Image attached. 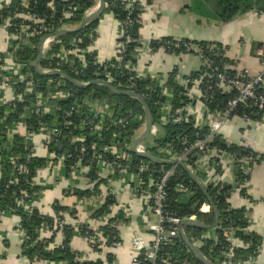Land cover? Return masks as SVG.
<instances>
[{"label":"built area","instance_id":"1","mask_svg":"<svg viewBox=\"0 0 264 264\" xmlns=\"http://www.w3.org/2000/svg\"><path fill=\"white\" fill-rule=\"evenodd\" d=\"M98 2L99 0L96 1L94 7L86 12L85 16L95 10ZM9 6L10 4L7 7ZM140 16H137L133 21H129V24L133 25L141 22ZM16 19L17 22L13 21ZM1 27L6 32L8 31L10 39L15 42H27L35 36L45 38L42 44L43 58L51 51L53 45H61L57 41L58 37L54 36L55 32L77 28L63 25L59 21L56 29V21H52L48 16L33 12L32 8L29 9V0H21L20 10L17 9L13 13V17L3 20ZM10 31H12V34ZM89 39L93 41L92 38L89 37ZM162 39L152 41L160 42ZM152 41L146 44H142L140 39L137 41L135 59H137V52L143 53L145 51L148 54H154L162 51L180 56L192 55L199 61V69L194 72L197 73L196 76H183L177 70V74L174 77V81L183 91L181 97L184 98V101L180 107L174 108L172 105L173 95L166 87V82L164 81L166 78L160 79L158 82L151 77L144 76V74H139L136 70V65H131L129 61H126L124 54L127 43L130 40L128 38L124 39V32L120 33V38L115 44L113 59L99 61L95 53L89 52L92 42L87 47H79L80 40H73L65 47L60 46V52L57 54L54 51L47 57L46 65L43 68L39 66V70L43 73H51L62 71V67H66L70 74L81 79V81L74 79L81 84L89 83L90 81L85 79L90 75L94 80H102L112 86L116 84L123 87L120 91L136 94L144 101L152 102L153 107L158 110L159 123L157 125L153 123L150 129L146 141L150 140L151 143H153L154 138L161 135L162 126L192 122L194 129L207 131L204 138L193 143H189L186 139H181L179 152L174 153L173 148L169 145L158 149L157 155H153L162 161H175L184 164L186 170L207 188L222 189L224 185H228L225 173L230 163L235 164L237 162L240 166L245 164L246 166L242 167V174L245 177L243 181L246 182L251 171L250 164L254 162V159L249 157L237 160L236 155L229 156L213 147L211 141L214 136H221L222 129L235 120L256 124L264 121L263 78L261 76L250 77L244 70L236 68L234 63L219 69L214 65L213 58H227L223 47L219 48L215 45L202 47L185 40L173 39L172 42H161V46L153 50L151 47ZM177 50H183V52L176 54L175 51ZM258 54L261 55V52L259 51ZM88 56L92 59L90 66H88L86 61ZM89 70L91 71L89 72ZM227 70H234L236 73L231 77L227 75ZM147 78L156 83V89L151 90L146 87L145 91H139V82L145 81ZM19 84L23 87L26 94L31 92L34 87H37L39 83L32 73L28 71L22 73V68L14 62L0 66V103L8 105L11 112L16 111L17 104L23 102V95L16 91V87ZM63 86L62 81L54 77L48 84L49 91L46 98L38 96L34 108L30 111L37 118L48 114L54 115L55 123L53 126L50 128L41 126L39 133L34 135L27 130L25 123L20 121L15 125L12 134H18L23 130V135L26 138L39 136L42 140L43 148H46L47 145L56 140V153L50 155L64 167L67 179L74 182L76 179L79 180L78 178L81 176L85 181L84 184L88 185L87 191H89V195L79 198L72 192L75 189H71L69 192L82 202L89 204L96 200L102 201V198H106L108 195L107 193L104 197L95 191L91 181L82 177L80 173L82 168H89L84 165L87 162L85 143L88 139L98 136L102 142L99 141L102 147L98 151L93 148L92 161L90 162L94 163L99 171L109 170L111 175L121 176L125 180L127 187L133 192L137 194L143 193L146 202L144 214L147 215L144 217L152 216L154 218L153 221L149 220L147 223V237L137 233L132 235V264H193L188 260L178 261L163 252L165 248L183 242L180 235V226L183 220H197L195 216L180 218L167 209L168 181L173 175L176 165L171 169H164L157 167L152 161L135 164L131 156L133 154L131 150L134 140L144 131L145 119L141 124V116H137L131 111L123 110L116 102L93 98L92 95H85L81 98L78 94L63 90ZM214 91L227 95H231L233 92L235 94L226 101L224 107L219 109L216 106V109L212 110V94ZM161 98H163V101H160ZM131 99L135 100L134 98ZM48 101L51 102L48 103ZM52 101H56V103ZM61 101L71 102V105L63 109L59 106ZM239 106L255 111L250 112L251 115L255 114V116L263 112L261 121H251L245 112H237ZM22 110L23 115L21 117L23 118L28 111V106L23 105ZM134 126H138V128L131 130V136L129 141H127L128 129L134 128ZM63 130L70 132L65 144L61 142ZM108 134L111 136L109 139L105 137ZM144 142H141L136 147L137 152L150 153L149 147H146ZM67 144L75 147L77 152L72 153L65 149ZM190 153L198 157L194 168L187 163ZM19 170V173L23 171L21 168ZM23 172L26 173V171ZM149 184L150 187H148ZM175 190L179 194L189 192L182 183L177 184ZM25 198H27V193L21 190L17 206H24L27 209L28 206L24 204ZM198 212H212L209 203L205 202L202 204ZM244 218L248 219L246 213ZM109 219L110 216L108 215L102 219L95 220L104 226ZM64 224L70 225L65 220ZM80 224L84 223L79 222L77 225L70 226L76 229ZM57 225L62 227V222L57 223ZM184 228H182V231L186 235ZM88 229L93 231L89 226ZM217 230L222 233L225 241V246H222L220 250L221 255L218 264H249L250 262L247 261L236 262L234 260L235 250L244 247V245L235 237L233 228H226L223 224H217L214 229L207 230V233L205 232L204 234L202 232L199 237L186 236L200 251L201 248L206 246L207 241L212 246L221 245L216 236ZM212 231L214 235H211L210 232ZM19 232L23 241L25 235L21 231ZM93 232L92 236L86 234L84 238L87 240L92 252H94L92 248L96 244H100V250L102 251V248L106 247L105 244L108 239L104 238L98 231ZM120 245L117 244L113 247H119ZM85 258L87 257L85 256ZM39 263L44 262L34 259L31 264ZM113 264H116V262ZM210 264L212 263L210 262Z\"/></svg>","mask_w":264,"mask_h":264},{"label":"trees","instance_id":"2","mask_svg":"<svg viewBox=\"0 0 264 264\" xmlns=\"http://www.w3.org/2000/svg\"><path fill=\"white\" fill-rule=\"evenodd\" d=\"M97 0H76L74 2L65 4L58 0H29V9L32 8L33 12L38 13L42 16H48L52 21L57 23L60 21L63 25H69L72 27H78L84 18L86 12L95 6ZM21 0H11V4L7 8L0 10V27L3 20L13 17V13L18 9L20 10ZM105 10L112 14L114 19L120 25V32H124V39L128 38L130 40L127 43L125 51V59L129 61L131 65H136L135 59V49L138 46L137 41L140 39L139 29L141 27V22L129 24V21L135 20L137 16L143 13V7L138 2L123 1V0H105ZM188 11L190 14L198 17L199 19L205 21H217L220 23H228L234 20L236 17L244 15L248 12H255L257 14L264 13V0H189ZM130 13V16H129ZM65 14V15H64ZM100 20V19H99ZM99 20L90 22L85 28H83L78 33L72 35H66L57 38V41L61 45H53L51 51L42 58L40 65L42 68L46 65V58L49 57L54 51L56 54L60 52V46H67L71 41L80 40L79 47H87L92 41L89 39L96 36L95 31L98 26ZM17 22L16 20H13ZM8 32V31H7ZM12 34V31H10ZM8 38L10 37L7 33ZM40 36H35L27 42H9L8 52L15 64H18L22 68V73L27 71L32 73L35 79L38 81V86L34 87L31 92L24 93L23 87L19 84L16 87V91L23 95V102L17 104V110L14 112L10 111V108L6 104L0 103V217L1 216H16L19 219L17 230L21 231L25 235L21 244V255L26 257L29 264L36 261H41L45 263L52 264H113L115 259L111 255H107L105 261L95 260L91 261L85 258L84 254L74 251L70 247V242L76 235L84 238L86 234L92 236L93 231L88 229L87 224H80L76 229L70 225L64 224V218L62 214L69 212L72 219H76V214L72 210L59 206L58 203H54L52 209L54 211V217L43 215L39 210L31 206L32 201L38 197L39 192L42 188L34 185V177L38 170L42 169L47 165V159L39 158L34 155V148L29 138L15 134L13 129L15 125L23 121L27 130L34 135L38 134L41 126L50 128L54 125V115L48 114L41 116L40 118L35 117L30 111L34 108L36 98L42 96L46 98L49 88L48 84L53 80L54 77H43L39 76L34 69V62L37 58V45L40 41ZM123 40V39H122ZM169 41L172 42L173 39L163 38L160 42L152 41L151 47L153 50L158 49L161 46V42ZM186 42H191L187 41ZM198 44L202 47H207L212 45L222 46L213 43L199 42ZM183 52V50L175 51L176 54ZM5 55L0 54V66L4 65ZM88 66L91 65V57H87ZM115 63V62H114ZM213 63L219 69H222L225 65H231L228 58H213ZM72 79L81 81L80 78L73 76L69 73L66 67L61 69ZM91 70H89L90 72ZM228 76L233 77L236 73L234 70H227ZM177 74V70H174L167 78L166 87L173 95L172 105L174 108L180 107L184 101L181 97L183 91L174 81V77ZM197 73H192L191 76H196ZM56 79H60L63 83V90L71 92L73 94H78L81 98L85 95H92L93 98L106 99L109 102H116L119 104L123 110L131 111L133 114L142 117L141 124L144 122V112L137 100L131 98L114 96L108 90L102 86H91L85 90H79L71 86L65 81V79L60 76H55ZM86 81H93L94 79L89 75ZM124 80V79H123ZM156 83L151 81L149 78L147 80L139 82V91H145L146 87L151 90L156 89ZM116 88L122 90L123 87L117 86ZM139 93V92H138ZM235 92L231 95L222 94L218 91H214L212 96V110L216 109V106L221 109L225 106V103L230 97L234 96ZM159 100V99H158ZM150 112L152 114L153 123H159L158 110L153 107V103L147 100ZM163 101V98L160 99ZM51 101H48V103ZM56 103V101H52ZM71 102L61 101L59 106L66 109L70 106ZM23 105L28 106V111L23 115L22 107ZM237 112H245L251 121H261L262 113L258 116L255 114L251 115L250 112H255L250 108H245L239 106ZM137 129L138 126L131 127L128 129L129 141L131 136V130ZM161 135L154 138L152 147L149 148L150 153L157 155V150L168 147L169 145L173 148L174 153L179 152L181 149L180 140L186 139L189 143H193L196 140L204 138L207 131H198L193 128L192 122L181 123L180 125L166 124L161 127ZM70 132L67 130L62 131L61 142L66 143V139ZM107 139L111 136L110 134L105 135ZM98 136L95 138L88 139L85 143L86 146V159L87 162L84 163L85 166L91 168V173L88 176L94 180L96 167L92 161V154L95 151L100 150L102 147L99 142ZM211 145L216 147L219 151L225 152L229 156L236 155L237 160L241 158L256 159V155L244 147L228 145L222 136H214L211 141ZM94 148V149H93ZM65 149L70 152L76 153L75 147L70 145H65ZM47 153L50 155L56 153V140L46 147ZM131 154V153H130ZM77 155V154H76ZM134 163L150 162V160L140 158L135 154H131ZM197 156L190 153L188 156L187 163L193 168L197 160ZM53 161H56L55 159ZM235 161V160H234ZM87 164V165H86ZM155 165L159 168L171 169L174 165ZM235 165H239L235 162ZM25 172L19 173V169ZM244 175L242 172L237 175V185L243 183ZM182 183L189 190L186 194H179L175 189L177 184ZM97 186V185H96ZM98 187L94 188L96 191ZM235 187L230 185H224L222 189L209 187L207 194L211 198L213 205L219 214L218 225L223 224L226 228H233L235 230V237L244 245V247L237 248L234 252V260L236 262H244L249 259H254L257 256L260 242L258 237L248 230V221L244 218V210L242 209H232L228 204V199ZM25 191L27 193V198L24 199V204L28 206L27 209L24 206H17V200L20 198V191ZM74 195L79 198L88 196L89 191H72ZM69 193L70 192H66ZM68 195V194H67ZM208 202L203 192L194 184L189 175L185 172L183 168L176 165L174 168L173 175L168 181L167 190V209L170 212L175 213L180 218H188L195 216L196 219L206 225H211L214 222V215L212 212L199 213L198 209L202 204ZM116 205L114 198L107 195L104 203L94 211L90 218L92 219H102L105 216L111 215V208ZM124 213L120 210L114 216H112L106 225L99 228L98 232L104 238H107L106 247H113L114 245L121 244V239L117 230V224L120 222H126L124 218ZM62 222V227H59L57 223ZM187 236L199 237L203 230L196 229L191 226H186L184 228ZM58 232L62 233L63 240L61 245L56 246L54 244L55 236ZM50 234L49 237H46ZM216 236L218 237L220 246H212L210 242H206V246L201 248V254L207 258L212 264H218L220 259V250L222 246H225L224 237L220 231H216ZM4 247L7 246V242L4 239ZM248 245V246H247ZM212 246V248H211ZM92 250L96 253H100V244L93 246ZM164 254L177 259L178 261L188 260L193 264H201L198 259L188 250L183 242L176 243L174 246H170L164 249Z\"/></svg>","mask_w":264,"mask_h":264},{"label":"crops","instance_id":"3","mask_svg":"<svg viewBox=\"0 0 264 264\" xmlns=\"http://www.w3.org/2000/svg\"><path fill=\"white\" fill-rule=\"evenodd\" d=\"M126 1L138 2L144 9L140 16L139 29L142 44L161 38L218 44L225 49L227 58L236 64V68L244 70L250 77L261 76L264 88V13L248 12L228 23H220L205 21L190 14L189 0ZM9 4L11 0L7 2L0 0V10ZM119 28L120 25L112 14L107 13L100 18L95 31L96 36L89 48V52L95 53L99 61L113 59L115 44L121 33ZM9 42L12 40L8 38L5 29L0 27V54L5 55L4 65L13 62L8 52ZM259 51L261 55L258 54ZM198 69L199 61L192 55L180 56L162 51L154 54H148L145 51L137 52L138 73L158 82L160 79H167L174 70H178L183 76H188ZM166 79H164L165 82ZM19 133L20 136H24L23 130ZM220 134L228 145L244 147L256 155L255 161L250 164L251 171L247 181H243L241 186L239 184L238 187L236 178L238 173L242 172V167L246 166L245 164L240 166L230 163L225 177L228 185L235 187L230 194L228 204L232 209L244 210L248 215V230L254 233L260 242L256 258L249 259L247 262L264 264V121L256 124L235 120L223 128ZM29 139L34 147V155L48 161L45 167L37 171L33 179L34 184L42 190L32 201L31 206L43 215L54 217L52 206L56 202L59 206L75 212L77 220L72 219L69 212L62 214L67 224L74 226L79 222L87 223L93 231H98L103 225L90 217L99 209L102 202L104 203L105 198L89 204L82 202L71 192L66 193L71 189L87 191L88 185L84 184L85 181L81 176L74 182L67 179L64 167L59 162L53 161L54 158L47 153L46 148L42 147L39 136ZM97 170H95L94 180L88 176L92 174L91 168H82L80 173L82 177L91 181L94 188L98 187L96 190L98 193L104 197L108 193L114 198L116 205L111 208L110 218L120 210L124 213L126 222L117 224L121 245L103 247L101 253H94L90 250L87 240L76 235L72 238L70 247L84 254L88 260L105 261L106 256L111 255L116 264H132V235L137 233L147 237V223L154 218L144 217L147 215L144 214L146 202L143 193L137 194L130 190L121 176L111 175L109 170H98L99 172ZM18 222L19 219L16 216L0 217V264H29L26 257L21 255L22 237L17 230ZM49 236L50 234L46 235V237ZM4 239L7 242L5 247ZM62 240V233L58 232L54 244L59 246Z\"/></svg>","mask_w":264,"mask_h":264},{"label":"water","instance_id":"4","mask_svg":"<svg viewBox=\"0 0 264 264\" xmlns=\"http://www.w3.org/2000/svg\"><path fill=\"white\" fill-rule=\"evenodd\" d=\"M62 3L68 4L71 2H74L76 0H58ZM105 10V0H99L97 7L95 8V10L93 12H91L90 14L84 16V18L82 19L81 23L79 24V26L73 30H60L54 33L55 37H62V36H66V35H72L75 33H78L79 31H81L83 28H85L90 22L92 21H97L101 18L103 12ZM45 38H41L38 45H37V58L34 62V69L35 72L39 75V76H43V77H55V76H61L65 79V81L67 83H69L71 86H73L76 89L79 90H85L91 86H102L104 87L106 90H108L112 95L114 96H122V97H127V98H134L135 100H137V102H139V104L141 105L143 112H144V117H145V126H144V131L143 133L134 140L133 142V146H132V153L135 154L136 156L143 158V159H147L150 160L156 164L159 165H178L181 168H183L185 170V172L189 175V177L192 179V181L194 182V184L203 192V194L205 195L210 207H211V211L215 217L214 222L211 225H206L203 224L201 222H199L198 220H183L180 226V235L182 238L183 243L185 244V246L188 248V250L196 257V259H198V261L201 264H210V262L201 254V252L191 243V241L189 240V238L184 234V232L182 231L183 227L186 226H191L194 227L196 229H200V230H210V229H214L217 226L218 223V219H219V214L218 211L216 210L215 206L213 205V202L211 200V198L209 197V195L207 194L208 192V188L205 187L203 184H201L200 182H198V180L195 178V176H193L191 173H189L186 168L185 165L182 163H177L175 161H162L159 158H157L156 156L150 154V153H139L136 150V147L141 143L144 142L148 139L149 136V132L150 129L153 125V118H152V114L150 112V109L148 107V105L146 104V102L141 99L138 95L133 94V93H129V92H124V91H120L119 89L115 88L114 86L102 81V80H93L87 84H81L79 82H77L76 80L72 79L70 76H68L65 72L63 71H54L51 73H43L39 70V65L40 62L43 58V52H42V44ZM236 173H237V169H236Z\"/></svg>","mask_w":264,"mask_h":264},{"label":"rangeland","instance_id":"5","mask_svg":"<svg viewBox=\"0 0 264 264\" xmlns=\"http://www.w3.org/2000/svg\"><path fill=\"white\" fill-rule=\"evenodd\" d=\"M107 13H108V12H107L106 10H104V12H103L101 18H103ZM144 145H145L146 147H149V148L153 146L150 140L145 141V142H144ZM205 232L207 233V230H204L203 234H204ZM210 233H211V235H214V232H213V231L210 232Z\"/></svg>","mask_w":264,"mask_h":264}]
</instances>
